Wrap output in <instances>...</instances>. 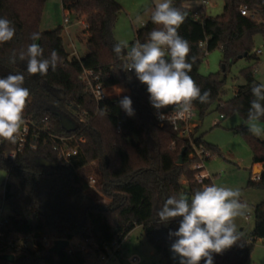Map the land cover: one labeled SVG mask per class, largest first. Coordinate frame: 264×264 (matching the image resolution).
Wrapping results in <instances>:
<instances>
[{
    "label": "trees",
    "instance_id": "1",
    "mask_svg": "<svg viewBox=\"0 0 264 264\" xmlns=\"http://www.w3.org/2000/svg\"><path fill=\"white\" fill-rule=\"evenodd\" d=\"M77 1L76 12L84 14L88 24L82 29L86 52L69 58L62 26L45 31L39 28L45 0H0V18L10 20L16 29L11 41L0 44V77L9 73L24 75L23 87L30 91L24 116L36 126L45 132L84 138L70 164L56 159L43 132L38 140H34V149L26 146L12 160L4 151L12 149L13 143L4 141L0 146V169L6 172L2 202L8 207L0 240L17 241L33 236L30 247L18 250L13 261L0 259V264H90L104 246L111 247L114 240L121 242L136 226L141 227L153 253L164 258L166 264H172L168 248L175 237H170L169 232L178 230L182 218L160 223L157 212L168 197L183 194L190 199L202 188L194 180L195 170L191 168L194 160L188 157L187 140L178 137L168 125L156 121L148 106L147 86L138 82L134 70L124 71L122 58L113 52V45L117 43L113 30L121 9L119 3L116 0ZM222 1V12L215 16L200 14L196 17L185 6L188 0H173V6L186 13L179 34L191 48L189 75L202 93L210 92L207 103L193 102L196 112L203 116L214 109L222 117L236 112L246 121L250 101L254 99L251 88L259 82L253 76L252 68L247 67L241 71L243 84L237 86L230 99L221 100L225 92L223 75L226 67L238 58L250 56L255 35L264 37V0ZM61 2L65 8L68 0ZM241 5L258 19L242 15ZM157 27L149 17L135 30L131 44L137 40L147 42L149 33ZM34 32L41 35L35 42L44 49L45 57L55 50L61 58L56 70L49 68L43 76L30 75L26 69L27 61L18 58L20 51L26 52L27 46L33 43L31 35ZM200 42H205V46L201 47ZM216 48L222 52L224 69L200 74L198 67L205 52ZM13 52L17 55L14 64L10 63ZM252 56L258 59L255 52ZM84 69L98 76L103 87L120 84L129 92L95 100L79 77ZM57 92H63V97H58ZM124 96L132 100L133 116L120 107L119 101ZM55 111L73 122V130L67 131L61 126ZM117 122L120 132L116 131ZM234 131L248 144L252 163L264 162V140L249 132L245 123L236 126ZM172 140L175 141L173 146L170 145ZM194 142L209 149L212 155H220L215 145L204 142L201 137H194ZM183 146L186 151L182 163H177ZM37 158L56 165L42 166L36 162ZM92 161H98L100 165V178L94 186L104 198L100 201L92 195L94 187H89L77 173L79 168ZM204 182L210 183V180ZM247 185L264 187V170L260 172V180H249ZM252 209L254 223L251 230L245 234L240 232L241 240L222 254L213 253V264L249 263L255 241L264 238V201L253 205ZM43 237L76 239L77 242L53 255L44 246Z\"/></svg>",
    "mask_w": 264,
    "mask_h": 264
},
{
    "label": "clouds",
    "instance_id": "2",
    "mask_svg": "<svg viewBox=\"0 0 264 264\" xmlns=\"http://www.w3.org/2000/svg\"><path fill=\"white\" fill-rule=\"evenodd\" d=\"M186 13L173 6V0H155L150 13L154 28L147 42L137 40L131 46L127 42H117L113 52L123 60L122 69L133 71L137 79L147 86L149 101L153 108L160 110L171 107L170 113H158V119L174 124L191 114L193 102L204 104L209 101L210 92H201L200 87L189 75L192 62H189L191 48L189 42L179 34ZM16 29L7 18H0V44L11 41ZM33 43L27 50L20 51L19 60L27 61L26 69L30 75H46L51 68L56 70L60 56L52 50L48 57L44 49L35 41L41 39L39 32L31 35ZM127 50V51H125ZM13 52L10 63H16ZM195 58H192L194 62ZM23 74L9 73L0 77V142L15 144L25 124L24 111L30 91L23 87ZM254 97L245 123L254 136L264 135L261 120L264 118V82L251 88ZM127 115L133 116L132 100L124 96L119 101ZM247 204L241 201L238 189L221 187L215 184L203 186L189 199L186 195L170 196L158 209L160 223L176 218L179 227L170 231L175 237L171 251L180 258V264H213V253L222 254L241 240L236 220L246 215Z\"/></svg>",
    "mask_w": 264,
    "mask_h": 264
},
{
    "label": "rangeland",
    "instance_id": "3",
    "mask_svg": "<svg viewBox=\"0 0 264 264\" xmlns=\"http://www.w3.org/2000/svg\"><path fill=\"white\" fill-rule=\"evenodd\" d=\"M116 1L121 6V9L117 15L113 30L114 38L117 42H127L130 45L134 40L135 30L141 27L142 23H145L150 17L155 0ZM78 4L77 0H68L65 8H63L61 0H45L39 25L41 31L62 26V37L66 50L69 52V58L79 57L86 52L85 37L82 34L84 26L82 23L76 22L77 17L85 21L84 14L78 15V12H76ZM197 5L198 0H189L185 3V6L189 9H193ZM222 8V0H208L205 13L215 16L222 12ZM67 11L71 13L66 14ZM64 16L69 18V23H64ZM257 49H260L262 52L257 55L258 59H255L252 55ZM222 64V52L216 48L210 52H206L202 57L198 71L202 75L219 72ZM247 67L252 68L253 76L259 83L264 82V37L261 35L254 36L253 51L249 57L238 58L226 67L223 75L225 77V92L221 96V100L230 99L234 95L237 86L243 84L244 80L241 71ZM138 82L140 81L138 80ZM120 91H122L120 87H114L106 90V95L112 93L118 94ZM57 95L60 96V92H57ZM191 123L194 125L192 129L193 137H201L204 142L215 145L220 150V155L215 154L205 162V169L212 175V184L238 189L241 192V201L247 204L246 213H250V218L247 220L244 217L238 218L236 224L238 229H242L243 234L248 233L254 223L252 214L253 204L264 200V187L247 185L249 180H254V174L259 173L261 168L256 163L257 169L254 174L252 173L250 148L244 138L234 131L236 126L245 123V121L236 112L225 114L221 117L220 112L213 109L203 116H199L198 112H196ZM261 127H264V121H261ZM259 138L264 140V135ZM77 173L81 178L85 179L92 176L95 181H98L100 178L99 162H89L82 168H79ZM5 177L6 172L0 169V206L2 207L3 215L8 213V207L2 202ZM92 190V195L96 201L104 199L96 191V187ZM76 242L77 240L73 239L69 243ZM122 247L123 256L119 257L116 255V260L108 264H132V257L137 258L138 264L167 263L164 258H160L153 253V249L143 236L140 226H136L124 237ZM248 264H264V242L261 239L255 241Z\"/></svg>",
    "mask_w": 264,
    "mask_h": 264
},
{
    "label": "built area",
    "instance_id": "4",
    "mask_svg": "<svg viewBox=\"0 0 264 264\" xmlns=\"http://www.w3.org/2000/svg\"><path fill=\"white\" fill-rule=\"evenodd\" d=\"M189 1V0H188ZM208 4V0H198V5L195 6L193 9H189L193 11L196 15V17L200 14H206L205 13V7ZM240 13L245 16H252L255 19H258V16L256 14H250L249 10L245 5H241L240 8ZM67 13H71L70 11H67ZM73 13V12H72ZM75 14V13H74ZM77 21L79 23H82L84 28L88 26L86 21H83L81 18L77 17ZM64 23H69V18L67 16H64ZM144 23H142L143 25ZM199 45L201 47L205 46V42H200ZM261 50L257 49L256 50V55L261 54ZM206 53V52H205ZM81 79H83L90 89L91 93L93 94L95 100L99 101L107 97L105 93V87L98 81V76L94 75V73L90 70L84 69L83 72L79 76ZM148 106L150 107L152 114L156 121L158 123L166 124L168 125L178 137H184L187 140L188 146H189V153L188 157L193 159L194 162L192 164V169L195 170V176L194 180L201 184L202 187L206 185L211 184V176L205 172L204 167H205V162L213 157L211 151L204 147L202 144H196L194 142V137L192 136V129H193V124L191 123V120L194 118L196 114V110L193 107L191 114L188 115L184 119L177 120L174 124L169 123L167 120H160L158 119V113H170L173 109L171 107L164 108L157 110L152 107L149 97H148ZM222 117V115H220ZM25 124L22 126V131L19 139L14 145V147L10 150H5L4 154L5 156L12 160L15 155L18 152H21L26 146L35 148L36 144L34 143V140H38L40 136V132H43L44 135L46 136V139H48L51 143V149L55 153L56 159L64 164H70L72 161V158L75 157L78 152L79 148L78 145L79 143L84 141L83 137H75L72 134H66V133H61V134H54L50 132H45L41 128L35 125V123L24 116ZM84 119L81 117L80 121H83ZM116 131L120 132V123H116ZM4 142H0V146ZM175 144V141H171V146ZM261 170H264V162H259L258 163ZM208 179L210 180V183H205L204 180ZM86 184L89 187H94L95 185V179L92 176H89L85 178ZM254 180L258 181L260 180V172L257 174H254ZM5 215L2 214V207L0 206V238L2 236V223H3V218ZM250 218V213L247 212L246 215L244 216V219H249ZM262 242H264V238H260ZM32 240L33 236L28 235L22 239H19L17 241H12V240H7V241H1L0 240V255L1 254H14L23 248L30 247L32 245ZM43 244L45 247H50L53 243L52 239H48L46 237L42 238ZM70 242V241H69ZM70 245V243H69ZM68 247V246H67ZM66 247V248H67ZM65 248V249H66ZM83 250V248L81 247ZM123 256V247H122V241H116L114 240L112 243L111 247L104 246V250L101 251V253L98 255L96 260H94L90 264H108L111 261H115V257ZM132 264H138L137 263V258L132 257L131 258Z\"/></svg>",
    "mask_w": 264,
    "mask_h": 264
},
{
    "label": "water",
    "instance_id": "5",
    "mask_svg": "<svg viewBox=\"0 0 264 264\" xmlns=\"http://www.w3.org/2000/svg\"><path fill=\"white\" fill-rule=\"evenodd\" d=\"M132 45V44H131ZM129 45V46H131ZM222 69H224L223 65H222ZM64 93L60 92V96L58 95V97H63ZM59 118H60V123L61 126L67 130V131H71L74 128V124L73 122L68 119L66 116L62 115L60 112L55 111L54 112ZM186 151V147L183 146L180 150V153L178 155V160L177 163H182L183 160V156L185 154ZM36 162L42 166H55L56 163H53L51 161H48L44 158H37ZM262 170L260 169V172ZM69 245V241L67 239H54L52 245L49 247V252L53 255H58L62 250H64L67 246ZM169 254H170V258L172 261V264H180V258L175 255L172 251H171V244L169 245ZM0 259H4L7 261H13L14 260V256L13 254H1L0 255Z\"/></svg>",
    "mask_w": 264,
    "mask_h": 264
},
{
    "label": "crops",
    "instance_id": "6",
    "mask_svg": "<svg viewBox=\"0 0 264 264\" xmlns=\"http://www.w3.org/2000/svg\"><path fill=\"white\" fill-rule=\"evenodd\" d=\"M114 87H120L122 91H120V93L118 94H108L107 97H110V96H115V95H121V94H127L129 91L127 88L125 87H122L120 84H115V85H112V86H108V87H105V93H106V90H110L111 88H114ZM257 169V164L256 163H252V173L254 174V172L256 171ZM204 170L205 172H207L210 176H212L204 167ZM211 184H212V180H211ZM261 201H264V200H261ZM260 201V202H261ZM259 203V202H257ZM257 203L253 204V205H256ZM240 232H242V229H238Z\"/></svg>",
    "mask_w": 264,
    "mask_h": 264
}]
</instances>
